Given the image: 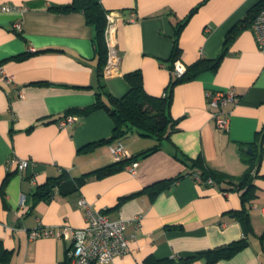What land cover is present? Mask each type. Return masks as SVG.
Listing matches in <instances>:
<instances>
[{
  "label": "crops",
  "instance_id": "obj_1",
  "mask_svg": "<svg viewBox=\"0 0 264 264\" xmlns=\"http://www.w3.org/2000/svg\"><path fill=\"white\" fill-rule=\"evenodd\" d=\"M72 1L0 0L16 7L0 10V67L14 77L9 86L0 85V241L9 252L0 264H64L73 248L71 239L30 234L66 225L85 227L81 198L108 218L127 221L130 250L109 264H144L149 256L207 264L205 257L195 255L244 237L234 216L242 207L243 190L188 174L184 160L200 155L209 167L232 178L248 171L247 159H256V196L248 203L249 243L213 264H264V138L249 144L264 129V53L258 49L251 14L260 0H101L106 11L118 16L106 34L109 55L103 71L106 88L116 97L129 91L124 75L134 70L142 72L150 95L169 92L175 78L170 61L175 27L196 7L181 30L177 60L185 66L220 55L222 60L217 70L174 86L170 113L177 129L158 150L139 158L135 173L126 166L105 177H90L72 193L57 189L52 197L39 198L36 187L49 177L65 172L76 178L114 163L113 144L121 143L131 156L158 143L136 131L100 142L111 137L115 126L105 109L82 117L69 113L96 101L98 83L93 28L84 12L52 9ZM224 89L237 95L228 107L226 130L213 121L206 95ZM67 113L78 119L61 126L58 120ZM12 158L31 164L19 170L7 164ZM179 174L185 176L155 196L145 190L127 197ZM182 258L188 259L179 262Z\"/></svg>",
  "mask_w": 264,
  "mask_h": 264
},
{
  "label": "trees",
  "instance_id": "obj_2",
  "mask_svg": "<svg viewBox=\"0 0 264 264\" xmlns=\"http://www.w3.org/2000/svg\"><path fill=\"white\" fill-rule=\"evenodd\" d=\"M263 7L264 0H260L251 11V14L254 13L252 14V23L255 16ZM52 9L58 12H84L87 23L93 28V43L98 58L96 101L89 106L73 109L69 111V113H78L79 116L82 117L97 109H105L113 118L115 126L111 137L100 142H113L120 140L127 136L130 132L136 131L142 136H152L156 138L158 143L140 152L139 154L123 157L114 163L87 172L80 177L70 178L69 176H66L65 172L54 177H49L45 183L36 187L35 195L39 198L52 197L57 189L62 194L77 191L90 177H105L125 168L126 166H129L134 161H138L140 157H145L158 150L161 145L160 142L169 138L171 133L177 129L176 125L178 121L173 119L170 113L172 91L174 86L178 82L194 79L204 71L217 70L222 60V55H220L215 59H199L187 65L184 74L180 76L174 74L175 78L169 85V92L163 96H153L147 93L143 84L142 72L140 70L131 71L124 75L130 85L129 91L122 97H116L107 90L104 82L103 71L109 55V48L106 40V15L108 11L103 8L101 0H73L69 4L60 5ZM196 9L197 7L192 9L175 27L174 46L170 56L172 71L174 62L181 54V46L179 44L181 30L189 18L195 13ZM263 138L264 129L257 131L256 140L249 144L254 145ZM243 146H245V143L240 145V150H243ZM91 147H93V144L85 146V149ZM184 161L190 168L188 174L196 173L195 176L199 175L205 182L212 179L216 185H221L222 182H227L228 184L233 185L231 187L232 189L243 190L241 195L242 207L234 211V216L242 225L244 237L195 255V257H205L207 264H213L220 259L230 258L239 250L246 247L249 243L248 233L251 231V222L248 203L256 196V185L254 184V178L256 175H254L255 173H252V168L254 167L256 159L254 157L247 159L249 169L238 178H232L221 171L212 169L201 155L195 158H186ZM193 169L194 171H192ZM183 176H185V174H179L176 177L157 181L143 188L141 191L133 193L127 197L140 195L145 190H148L152 196H155ZM222 190L226 191V189ZM8 254V250H5L2 247V243L0 241V259H6ZM187 259L188 258H182L179 262ZM64 264H71L69 255ZM144 264H178V262L170 258L158 259L153 256H149L144 260Z\"/></svg>",
  "mask_w": 264,
  "mask_h": 264
},
{
  "label": "built area",
  "instance_id": "obj_3",
  "mask_svg": "<svg viewBox=\"0 0 264 264\" xmlns=\"http://www.w3.org/2000/svg\"><path fill=\"white\" fill-rule=\"evenodd\" d=\"M15 6L11 4H0L1 11H14ZM106 34H109L115 26L118 16L114 12H107ZM134 17L131 18L133 20ZM18 29L22 28L21 22H16ZM252 30L255 34L258 49L264 53V7L255 16L252 23ZM186 66L179 60L174 62L173 73L177 76L184 74ZM14 80L12 75H8L0 67V85L9 86ZM208 105L211 109L212 119L221 129H227L229 125L228 107L237 100V95L232 89L208 90ZM17 96L23 97L21 90H18ZM78 119L75 115L65 114L59 118L61 126H66ZM113 157L120 160L123 157H129L130 154L121 143L111 146ZM8 165L16 164L19 170L26 169L31 164L28 159L12 158L8 160ZM139 161H134L128 166L132 173L136 172ZM195 178L203 181L199 175ZM212 183L213 180L209 179ZM80 205L85 209L88 223L85 227L62 226L60 230L54 228L36 229L31 232L30 237L36 238L42 235H57L66 239H71L73 248L69 252L72 264H109L117 256L126 254L129 248L130 237L125 233L127 221L123 218L112 220L105 213L89 205L85 199H80ZM264 216V208H263ZM260 264V263H257Z\"/></svg>",
  "mask_w": 264,
  "mask_h": 264
},
{
  "label": "water",
  "instance_id": "obj_4",
  "mask_svg": "<svg viewBox=\"0 0 264 264\" xmlns=\"http://www.w3.org/2000/svg\"><path fill=\"white\" fill-rule=\"evenodd\" d=\"M249 152H251V148L250 147H248V149H247Z\"/></svg>",
  "mask_w": 264,
  "mask_h": 264
}]
</instances>
